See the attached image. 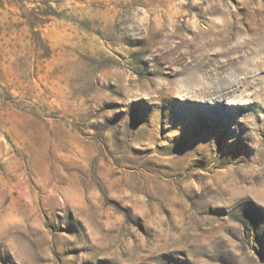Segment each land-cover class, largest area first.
<instances>
[{
    "label": "rangeland",
    "instance_id": "obj_1",
    "mask_svg": "<svg viewBox=\"0 0 264 264\" xmlns=\"http://www.w3.org/2000/svg\"><path fill=\"white\" fill-rule=\"evenodd\" d=\"M0 264H264V0H0Z\"/></svg>",
    "mask_w": 264,
    "mask_h": 264
},
{
    "label": "bare ground",
    "instance_id": "obj_2",
    "mask_svg": "<svg viewBox=\"0 0 264 264\" xmlns=\"http://www.w3.org/2000/svg\"><path fill=\"white\" fill-rule=\"evenodd\" d=\"M171 44V43H170ZM242 82V81H241ZM239 83V82H238ZM211 91V90H210ZM222 91V90H221ZM233 90H231V92H232ZM234 92V91H233ZM219 94V93H218ZM221 94V93H220ZM260 94V93H259ZM261 94H262V92H261ZM222 95H225V94H222ZM221 95V96H222ZM256 96V95H255ZM242 100H245V97H240V99H238V101H236L237 103H240Z\"/></svg>",
    "mask_w": 264,
    "mask_h": 264
}]
</instances>
